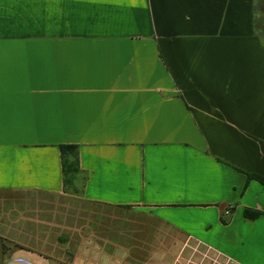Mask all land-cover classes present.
<instances>
[{
  "label": "crops",
  "instance_id": "1",
  "mask_svg": "<svg viewBox=\"0 0 264 264\" xmlns=\"http://www.w3.org/2000/svg\"><path fill=\"white\" fill-rule=\"evenodd\" d=\"M263 26L264 0H0V264H264Z\"/></svg>",
  "mask_w": 264,
  "mask_h": 264
},
{
  "label": "trees",
  "instance_id": "2",
  "mask_svg": "<svg viewBox=\"0 0 264 264\" xmlns=\"http://www.w3.org/2000/svg\"><path fill=\"white\" fill-rule=\"evenodd\" d=\"M60 154H61V165H62V177H63V189L65 192L76 193V182L78 180L79 175H83V173L79 169L78 165V157H77V146L75 145H62L59 147ZM250 178H254L259 183L264 185V179L256 177V176H249ZM85 181V176L81 180L82 185ZM80 188V189H81Z\"/></svg>",
  "mask_w": 264,
  "mask_h": 264
},
{
  "label": "built area",
  "instance_id": "3",
  "mask_svg": "<svg viewBox=\"0 0 264 264\" xmlns=\"http://www.w3.org/2000/svg\"><path fill=\"white\" fill-rule=\"evenodd\" d=\"M230 208L225 210L224 215H229ZM192 256L197 257V261L192 264H239L237 262H234L228 257H225L221 255L220 253L216 251H211V249L206 248L205 250H194ZM14 262L19 264H32L30 261L23 259V258H17L14 260ZM12 262H5L3 264H11ZM191 263V262H190Z\"/></svg>",
  "mask_w": 264,
  "mask_h": 264
},
{
  "label": "rangeland",
  "instance_id": "4",
  "mask_svg": "<svg viewBox=\"0 0 264 264\" xmlns=\"http://www.w3.org/2000/svg\"><path fill=\"white\" fill-rule=\"evenodd\" d=\"M261 32L263 33V37H264V26L261 27ZM82 178H83V175L78 176V180L76 182V188H75L76 193L75 194H79V192H80V188L82 185V182H81ZM126 241H127L126 243H129V244L132 243V241H130V239L128 237L126 238ZM129 244H126V245H128L127 248L128 247L130 248ZM137 254L141 255V258H139V260L136 259ZM121 255L123 257L122 264H157L158 262H161V261H162V264H168L171 260L170 257L163 258V253H155V254H152L154 262L153 261H145V260H143L142 257L146 256V254L139 252V251H135V250L131 251V252H122ZM155 261H157V262H155Z\"/></svg>",
  "mask_w": 264,
  "mask_h": 264
}]
</instances>
